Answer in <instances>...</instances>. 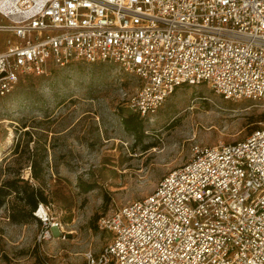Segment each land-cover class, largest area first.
I'll return each instance as SVG.
<instances>
[{
	"label": "built area",
	"instance_id": "1",
	"mask_svg": "<svg viewBox=\"0 0 264 264\" xmlns=\"http://www.w3.org/2000/svg\"><path fill=\"white\" fill-rule=\"evenodd\" d=\"M0 97L49 65L108 63L151 119L180 87L264 102V0H0ZM91 264H264V129L195 146L149 195L98 219Z\"/></svg>",
	"mask_w": 264,
	"mask_h": 264
},
{
	"label": "rangeland",
	"instance_id": "2",
	"mask_svg": "<svg viewBox=\"0 0 264 264\" xmlns=\"http://www.w3.org/2000/svg\"><path fill=\"white\" fill-rule=\"evenodd\" d=\"M8 38L0 33V49ZM140 84L112 64L73 61L0 97V187L16 179L20 192L40 188L47 199L32 216L15 193L2 200L0 264L96 262L111 239L101 216L152 193L193 147L264 129V102L225 100L201 84L176 89L134 136L121 117L133 113L127 103ZM32 166L43 170L39 182Z\"/></svg>",
	"mask_w": 264,
	"mask_h": 264
},
{
	"label": "trees",
	"instance_id": "3",
	"mask_svg": "<svg viewBox=\"0 0 264 264\" xmlns=\"http://www.w3.org/2000/svg\"><path fill=\"white\" fill-rule=\"evenodd\" d=\"M143 119L140 118L139 115L136 113H131L126 116L121 117V122L123 127L126 129L127 132L133 134L134 136L138 135V133L142 130V123ZM256 130H260V127L258 125H255L252 127L250 134L253 133ZM249 134V135H250ZM43 170L41 168L38 169L36 166L31 167V178L37 182H39L42 179L43 176ZM21 182L24 184L26 183L23 179H20ZM15 193L17 198H20L25 202V205L28 206V214L32 216V213L35 212L37 209L38 204H45L47 203V199L44 196L43 191L40 188H35L31 190H24L22 192L19 191L17 185H16V179H11L8 181H5L3 185L0 187V204L2 203V200L9 196L10 194ZM22 193V195H20ZM97 220V216L94 215L91 222H95Z\"/></svg>",
	"mask_w": 264,
	"mask_h": 264
},
{
	"label": "bare ground",
	"instance_id": "4",
	"mask_svg": "<svg viewBox=\"0 0 264 264\" xmlns=\"http://www.w3.org/2000/svg\"><path fill=\"white\" fill-rule=\"evenodd\" d=\"M42 210V209H41Z\"/></svg>",
	"mask_w": 264,
	"mask_h": 264
}]
</instances>
